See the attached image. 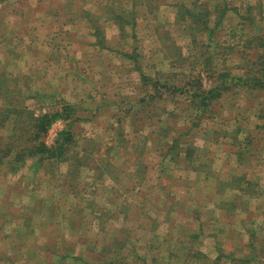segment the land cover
<instances>
[{"label":"rangeland","instance_id":"374dc122","mask_svg":"<svg viewBox=\"0 0 264 264\" xmlns=\"http://www.w3.org/2000/svg\"><path fill=\"white\" fill-rule=\"evenodd\" d=\"M153 1L0 0V264H264V0ZM68 101L75 175L17 141Z\"/></svg>","mask_w":264,"mask_h":264},{"label":"trees","instance_id":"16d2710c","mask_svg":"<svg viewBox=\"0 0 264 264\" xmlns=\"http://www.w3.org/2000/svg\"><path fill=\"white\" fill-rule=\"evenodd\" d=\"M144 1V0H143ZM155 3L153 0H145V4L143 2L138 3L137 6L140 5H146L149 10L152 7V4ZM135 6V7H137ZM157 7H161V4H157ZM75 10V9H74ZM108 16L110 14L113 15V17H110L115 20L117 26L120 30H125L126 24L131 26L132 29L136 27V13H131L132 17L131 19H125L123 17V13L119 14L116 10L111 9L107 12ZM183 15H182V14ZM185 16V13H183L181 10L178 11L177 19L178 23L180 24L183 22L182 18ZM181 17V18H180ZM98 22H96L97 24ZM185 26V25H183ZM103 28V26H102ZM100 25L97 24L95 34L100 39V42L102 43L105 38V34L103 29ZM191 34V33H190ZM191 36V35H190ZM173 45H179L176 40L172 41ZM191 46V44L189 45ZM132 57V56H131ZM263 72V69L261 68V71L259 73H256L253 77H248L247 79H244V83L246 85H250L254 88L264 89V74H261ZM230 72H225L221 75V79L224 80V78H227L229 76ZM145 73H143V78L145 77V83H149V77H147ZM223 82V81H222ZM226 82V81H225ZM159 84V83H156ZM224 83H221V86H215L211 87L208 90H202L199 91L198 94L194 95L195 99L199 98V101L197 102V105L201 108H207L211 105V101L220 98L222 95L223 88H226L222 86ZM3 86H8L6 81L2 79V75L0 76V89L5 88ZM6 90L3 92L4 97L6 98V104L4 105V108H2L3 113H8L10 109L14 110L12 114L16 116L15 121V128L18 129V123L20 122V119H18L19 113H23L24 111L29 110L27 107L23 105L22 101H15L17 102V105L11 106L13 103L11 102L12 98H9V96L12 94L11 90ZM14 100V99H13ZM59 107H54L50 111H46L44 113H40L38 116H35L33 114H28L30 117L28 119V125L27 127L23 128L24 131H21L19 138L17 141L21 142L19 146H26L28 142H32V148L30 149L28 154H24L27 156H34L39 157L42 161H66L69 163V167L72 171V175H75L74 173L77 172L80 168L87 167V163L84 162L82 159L77 158L76 156L72 155V152L74 153V150L76 149L78 140L76 138V133L73 131V123L74 120L72 119L76 115L77 108L70 104V102H62L59 103ZM144 105V104H143ZM64 119L67 121L66 127L58 133L54 143L52 145H48L45 141L46 135L52 126V124L59 120ZM72 119V120H71ZM144 121V117H143ZM19 130V129H18ZM184 134H181V137H175L174 142L171 145V149H178L179 146L183 145L186 141L182 139V136ZM248 144L244 145L243 149L248 150L247 148ZM16 156L19 155L18 158L23 156V154L18 153L15 151ZM239 158L241 152H238ZM9 166L11 165V170H15L17 168L13 163V160H9L7 162ZM229 184L228 182H224L223 185Z\"/></svg>","mask_w":264,"mask_h":264}]
</instances>
